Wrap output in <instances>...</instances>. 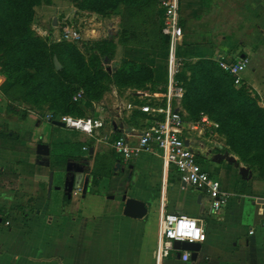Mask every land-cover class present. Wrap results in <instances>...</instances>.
I'll return each mask as SVG.
<instances>
[{"label": "crops", "instance_id": "crops-1", "mask_svg": "<svg viewBox=\"0 0 264 264\" xmlns=\"http://www.w3.org/2000/svg\"><path fill=\"white\" fill-rule=\"evenodd\" d=\"M158 1L155 16L124 17L123 9L110 16L115 21L111 28L114 60L146 64L152 70L154 84L166 92L172 59L179 57L185 64L199 58L213 59L218 54L229 58L244 54L251 71L247 75L243 72L242 81L264 101V0H178L183 34L173 49L169 44L163 47L160 37L153 33L154 24L163 26L158 15L162 14L161 0ZM122 25L127 31H122ZM121 32L128 34L127 38ZM3 81L0 73V127L16 133L24 148L0 147V264H264V201H258L264 199L263 180L239 174L241 183L237 191L233 190L232 199L226 200L216 213H208L203 193L182 185L178 177L176 182L169 181L170 168L163 167L157 149L142 151L128 161L114 153V138L124 136L135 145L141 129L151 123L135 103V96L140 94L113 87L117 120L107 117L102 107L106 104L111 111L107 101L110 93L104 92L100 99L84 96L79 103L83 112L79 118L91 117L104 123L109 119L108 125L98 128L93 136L71 129L81 138L68 140L65 127L56 125V131L55 124L44 122L42 114L19 105L12 107L1 91ZM189 139L206 168L208 147ZM40 142L49 146L47 158L35 153ZM107 151L112 153L110 159ZM59 155L68 157L67 161L86 159L90 185L84 195L82 185L70 197L64 192L65 165H52V159ZM111 159L108 166L106 161ZM216 167L215 162L206 169L210 172ZM171 173L176 174L174 169ZM227 175L224 173L220 180L223 191ZM123 190L127 196L145 202V216L132 218L123 214ZM244 202L253 207L241 218L238 211ZM167 212L201 218L214 214L207 224L206 241L201 243L194 261H181L176 252L164 259L157 257L158 219ZM243 220L254 222L245 234L241 230Z\"/></svg>", "mask_w": 264, "mask_h": 264}, {"label": "trees", "instance_id": "trees-1", "mask_svg": "<svg viewBox=\"0 0 264 264\" xmlns=\"http://www.w3.org/2000/svg\"><path fill=\"white\" fill-rule=\"evenodd\" d=\"M41 1L0 0V73L4 76L1 91L9 102H16L15 106L25 105L28 111L46 106L54 115L80 117L83 115L80 102H73L72 94L83 89L87 99L102 97L106 90L103 80L110 78L103 66L112 59L114 37L89 41L95 51L87 61L73 42L52 37L43 40L30 27L34 6ZM157 4L158 0H81L76 9L105 15L123 5L124 17L144 18L155 16ZM158 15L162 17L161 12ZM153 26L154 35L167 47L168 36L161 26ZM122 31H127L124 25ZM54 57L61 64L58 70ZM111 77L118 86L154 84L149 66L128 59L120 61ZM176 77L184 89L181 109L192 121L206 114L217 122V131L240 161L264 178V108L245 81L235 85L231 75L212 58L185 62ZM0 147L24 148L18 135L6 126L0 127ZM67 159L59 155L52 159V165L57 163L64 167Z\"/></svg>", "mask_w": 264, "mask_h": 264}, {"label": "built area", "instance_id": "built-area-1", "mask_svg": "<svg viewBox=\"0 0 264 264\" xmlns=\"http://www.w3.org/2000/svg\"><path fill=\"white\" fill-rule=\"evenodd\" d=\"M163 32L168 35L170 48L173 49L180 40L183 30L179 23L178 0H161ZM101 15L74 9L62 19L60 34L57 40L68 42L88 40L91 35L98 33ZM91 24V27L83 33L80 25ZM56 39V38H54ZM218 66L233 78V83L239 85L242 82L243 72L249 65V58L242 54L235 58L218 54L213 58ZM182 63L172 59L168 80V89L164 94L162 105L150 107L141 105L138 109L150 116V124L144 126L139 134L138 141L132 145L124 136H118L112 140V146L116 153L124 161L137 156L142 151L157 149L165 169L172 168L177 174L180 183H185L201 193L208 201V213H216L226 202L227 194L222 190L219 179L213 177L198 160V153L192 147L189 135L194 132L202 133L207 128L216 129L218 123L201 114L197 121L184 120L182 115L173 108V99L182 98L184 89L177 80ZM84 98L81 89L72 94L73 102H81ZM49 121L63 122L65 127L75 129L87 135H95V131L105 123L91 117L79 118L67 114L54 115L51 112L45 114ZM112 132V130H111ZM103 139H108L104 136ZM86 149V147H84ZM207 222L204 218L195 217L184 213H162L158 219V240L156 255L160 259L167 258L177 250L173 246L175 240L203 243L206 241ZM250 230L249 233H252ZM181 261L190 260V251L181 250Z\"/></svg>", "mask_w": 264, "mask_h": 264}, {"label": "rangeland", "instance_id": "rangeland-1", "mask_svg": "<svg viewBox=\"0 0 264 264\" xmlns=\"http://www.w3.org/2000/svg\"><path fill=\"white\" fill-rule=\"evenodd\" d=\"M81 0H43L39 4L34 6V16L32 18V21L30 23V27L32 29V32L37 35L38 37L42 38L43 40L48 39V37L52 38H58L60 34V23L64 16H66L68 13H71L72 10L77 8L79 6V3ZM123 5H119V7L115 10H113L110 14H105L101 15V18L98 19L100 21V25L98 26V33L95 35H91L88 40L82 39L81 41H76L73 42L75 45L79 48L80 52L82 53L84 59L87 61L89 56L95 51V48H91L89 44L91 41H97L101 39H105L108 37H112L111 34V28L115 24V21L112 20L110 17L111 15L117 14L119 11H121ZM107 19V20H105ZM81 30L83 33L86 32V35L88 33L89 28L91 27V24H83L80 25ZM122 36L127 38V35L123 32H121ZM85 41H88V44H84ZM90 41V42H89ZM114 45H115V39L113 38ZM115 47V46H114ZM123 59V58H122ZM121 60H114V56H112V59L104 64V68H107L108 74L110 76L109 79H104L103 84L106 86V90L104 91L105 93H110V97L107 99L109 106L111 107V111L107 107L106 104H102V107L105 110V113L107 117H109L111 120L116 119V116L114 115V107H115V101H113L114 94H112V89L113 87L117 88L118 90L120 89L121 91H125L130 89L133 92H136L140 95L135 96V103L141 105H149L150 107H156L159 105L163 104V99H164V92H162V87L157 86L155 84H149L146 83L144 86H139V87H134V86H118L115 84L112 80V73L114 70L118 67L119 63ZM177 61H181L182 64L180 65V71L183 69V59H180L177 57ZM251 65V64H250ZM251 67L248 65V69L245 70L244 74L247 75L249 73ZM179 71V72H180ZM245 79L248 81V79L245 76ZM242 83V82H241ZM246 83V82H245ZM247 84V83H246ZM181 85V84H180ZM250 88V91L252 95H256L257 102L259 103L260 106L264 108V101L261 99V97L252 89V87L247 84ZM160 87V88H159ZM124 89V90H123ZM103 92V94H104ZM122 92V93H123ZM104 95H102L103 97ZM101 97V98H102ZM180 100L181 98H174L173 99V108L177 110L184 119L187 121H192L186 112H184L181 107H180ZM10 105L13 107L16 105V102H11ZM25 106V105H23ZM10 111H14L13 109H10ZM34 113L42 114L45 116L46 113H48L46 106L43 107H36L33 111ZM149 116V115H147ZM151 116V115H150ZM149 116V117H150ZM109 120V119H108ZM108 120H106L105 125H108ZM47 124L52 125V121L49 120H44ZM54 129L57 131L59 128L54 125ZM63 126L62 128H64ZM64 133L65 135H68V140H78L80 139V134H77V131L74 130H69L68 128H64ZM68 130V131H67ZM217 133V134H216ZM190 138H193V140L203 143L208 147L210 156L207 158L206 165L205 167L208 168V165H212L213 163H217V167L213 170H210V173L217 179L221 180L224 179L222 175L227 172V184L224 188V192L227 194L226 200L230 201L233 196V190L237 191L239 188L240 182V172H244L250 176H253L256 180H263L264 178L258 173L250 169L249 166H247L245 163L240 161L239 157L231 150V148L228 146V144L225 142V137L220 134L216 129H210L207 128L205 129L202 133L194 132L190 136ZM76 142V141H75ZM76 145V143H73ZM109 151L106 152L107 159H110V154H108ZM113 152V151H112ZM114 153H116L114 151ZM117 154V153H116ZM116 156V155H115ZM229 159H234L233 162H230ZM111 161H106L107 165H111ZM205 164V162H204ZM66 167V164H65ZM238 169V170H237ZM173 171L172 168L169 169V174H168V179L170 182H174L177 179V174H172L171 172ZM176 182V181H175ZM205 210L207 211L208 206L207 204L204 205ZM253 205L250 203L248 204L247 202L243 203V207L241 210L238 211V216L242 218V213L244 215L245 211L247 209H252ZM214 214L211 216L209 215L208 217L204 218V220L207 222L209 226V219L212 218ZM241 225V230L244 232H248V229H251L250 227L254 226V222L251 220H248L244 222Z\"/></svg>", "mask_w": 264, "mask_h": 264}, {"label": "water", "instance_id": "water-1", "mask_svg": "<svg viewBox=\"0 0 264 264\" xmlns=\"http://www.w3.org/2000/svg\"><path fill=\"white\" fill-rule=\"evenodd\" d=\"M54 65L55 68L58 70L61 68V64L58 61L56 57H54ZM53 124L58 125V126H65L63 122L53 120ZM35 153L43 158H47L49 156V146L44 143H37L36 148H35ZM86 159L84 158H78L76 161L69 160L67 161L66 167H65V180L63 184V190L64 192L67 193V196H71V192L73 190H77L80 185L81 187V192L84 195L90 185L89 182V176L86 175L88 174L87 170V163ZM46 164H49V161H45ZM117 166H120V162L118 161ZM132 165H129L128 168H131ZM122 172L125 171L124 168L121 169ZM240 175L242 178H246L247 174L244 172H240ZM130 175H128L129 178ZM182 185H185V183L182 182ZM120 199L122 202H124V207H123V214L128 217L132 218H142L143 216L146 215L147 213V206L144 201L134 198V197H129L127 196L126 190H123L120 193ZM200 199V195L198 197V200ZM259 202L264 201V199H258ZM1 221V218H0ZM174 248L177 250L176 251V256L179 257L181 250H188L190 251V259L194 261L197 258L198 252L201 248V244L198 242H189V241H178L175 240L173 242Z\"/></svg>", "mask_w": 264, "mask_h": 264}, {"label": "flooded vegetation", "instance_id": "flooded-vegetation-1", "mask_svg": "<svg viewBox=\"0 0 264 264\" xmlns=\"http://www.w3.org/2000/svg\"><path fill=\"white\" fill-rule=\"evenodd\" d=\"M66 164H67V162H66Z\"/></svg>", "mask_w": 264, "mask_h": 264}]
</instances>
